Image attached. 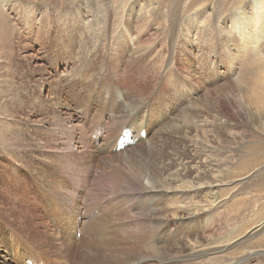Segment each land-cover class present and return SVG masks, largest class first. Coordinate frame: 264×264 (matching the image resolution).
<instances>
[{
  "label": "rangeland",
  "instance_id": "1",
  "mask_svg": "<svg viewBox=\"0 0 264 264\" xmlns=\"http://www.w3.org/2000/svg\"><path fill=\"white\" fill-rule=\"evenodd\" d=\"M154 1L9 0L0 264H264V67L248 44H224L217 15L199 40L189 0L143 17ZM58 114L88 145L74 140L88 153L65 173L52 167L68 136Z\"/></svg>",
  "mask_w": 264,
  "mask_h": 264
},
{
  "label": "bare ground",
  "instance_id": "2",
  "mask_svg": "<svg viewBox=\"0 0 264 264\" xmlns=\"http://www.w3.org/2000/svg\"><path fill=\"white\" fill-rule=\"evenodd\" d=\"M153 0H150V2H152ZM9 0H0V43L1 40L3 38V32H4V20L6 18H8V15L6 14V12L4 11V9L8 6ZM83 2V1H82ZM85 2V1H84ZM164 4L165 6H172L174 5H179V2L177 0H155L153 3H150L148 5H146L143 10H142V16L146 17L147 19H151V17H153L154 15H156L155 17H157V13L159 12H163L161 10V8L159 7L160 4ZM21 5V4H20ZM185 6H188L189 11L191 9H193L194 7V11L195 13L193 15L196 14L195 16V20L202 25V29L200 27V37L199 40H201V38L203 36H205V31L208 30L210 33V36H212V22L214 21V18L216 17V15L219 17L218 18V22L215 29L217 32L223 34V41L224 44L228 47L229 45H233V48H238L241 51H246L248 49H243L242 47H245V45H249L250 50L252 51V53L256 56L257 60L259 61L261 67H264V0H189L187 1V3H184ZM15 6V5H12ZM21 7V6H20ZM87 7V6H86ZM14 8V7H13ZM23 8V7H22ZM182 8V7H181ZM187 9V10H188ZM16 10V9H15ZM17 11V10H16ZM184 11V10H183ZM185 12V11H184ZM19 14V12H18ZM25 14V13H24ZM182 14V13H181ZM186 14V13H185ZM192 14V13H190ZM189 14V15H190ZM136 15V12L134 14V16ZM164 16L169 17V22H170V27L174 26V13H171L170 16L168 14V12H164L163 13ZM5 18V19H4ZM10 18V17H9ZM191 18V17H190ZM216 20V19H215ZM28 21V20H27ZM31 22V21H30ZM14 23V22H13ZM12 23V24H13ZM164 24V23H163ZM15 25V24H14ZM13 26V25H12ZM9 28V27H8ZM15 28V27H14ZM7 29V28H6ZM13 28H10V30H12ZM9 30V29H7ZM14 30V29H13ZM17 30V29H16ZM18 32V31H17ZM5 33V32H4ZM237 33V34H235ZM11 34V33H10ZM6 35V34H5ZM12 35V34H11ZM219 38V37H218ZM236 38V42H233V39ZM213 41V40H212ZM17 42V41H16ZM20 42V41H19ZM211 42V41H210ZM210 42L208 43V45L206 44H202L205 47L203 48V51L206 52V49L209 47ZM7 43V42H6ZM20 44V43H19ZM6 47V45H5ZM11 48V47H10ZM221 51V48H223V46L221 45V48L218 47ZM24 49V48H23ZM3 50V49H2ZM2 51L0 50V57L2 55ZM25 55V54H24ZM27 56V55H26ZM30 57V55L28 56ZM4 59V58H3ZM2 60V58H1ZM223 62V61H222ZM29 70V69H28ZM0 92H2L3 90V81L4 79V75L2 76L3 72H0ZM31 75V74H30ZM26 76V74H25ZM29 77V76H28ZM21 79V78H20ZM8 80V79H7ZM27 80V79H26ZM126 81V80H125ZM10 82V81H9ZM25 82V81H24ZM27 82V81H26ZM13 83V82H12ZM124 83V82H123ZM10 84V83H9ZM22 85V84H21ZM127 85V84H126ZM9 86V85H8ZM37 86V84H36ZM119 89V88H118ZM6 90V89H5ZM9 90V89H8ZM7 90V91H8ZM17 90V89H16ZM166 90V89H165ZM4 92V91H3ZM15 93V91H14ZM119 94V93H118ZM11 95V94H10ZM9 95V96H10ZM13 96V95H12ZM15 96V95H14ZM11 97V96H10ZM15 98V97H14ZM21 98V97H20ZM159 98V97H158ZM262 98V96H261ZM13 99V98H12ZM20 100V99H19ZM18 100V101H19ZM17 101V100H16ZM114 105H116L118 108L121 109L122 114H126L127 112H131L132 110L129 109L128 104L126 102L121 101H114L112 102ZM124 105L126 107H124ZM19 106V105H18ZM121 114V115H122ZM121 117V116H120ZM125 118L126 115H125ZM67 119L65 116H62L61 114H58L56 116V120H55V129H54V134L57 135L65 133L68 136H65L67 138V140L65 141V143H63L61 146H52V148L55 150L56 154L55 156L58 157L61 161L60 163L55 164L53 167V170H55L57 173L58 172H62L65 173L67 172V170H70V166L74 165V163L76 162V154H87V149L83 148V150H78V148L76 147V145L74 144V140H76L77 138V142L83 144V146H87L85 144L86 142V135L84 134V132L80 133L79 137L75 136V131L71 130L72 128H77V124L73 123L72 128L69 127V125H67ZM123 119V118H122ZM21 131L23 130H19L17 133H21ZM63 135V134H62ZM58 136V135H57ZM61 136V135H60ZM58 138V137H57ZM13 140V139H12ZM43 141V140H42ZM63 140H61L62 143ZM54 143L55 140H54ZM54 145V144H53ZM14 147V146H13ZM149 150V149H146ZM151 150H149L150 152ZM153 152V151H152ZM142 153V152H141ZM152 155V154H151ZM132 158H130V157ZM137 157L136 154L131 153L130 155H126L124 158V162L125 163H130L132 165H134L135 163L139 162L136 161L134 157ZM140 156V153H139ZM63 160V162H62ZM145 160V159H144ZM80 162V161H79ZM148 162V160H147ZM151 163V161H150ZM139 164L142 166L143 164L141 162H139ZM80 165V164H79ZM109 165V164H108ZM138 165V164H137ZM156 165V163H155ZM136 166V165H135ZM133 166V167H135ZM139 166V165H138ZM144 166V165H143ZM109 168L113 171H115L117 174H119L118 171V166L113 165H109ZM105 168H102V172L100 171V174L103 175V177H105L107 180H114L118 182V178L117 176H115L113 173L110 174L108 171L104 170ZM134 169V168H133ZM139 167H136L134 172L135 175L137 176L138 179H142V177H144L147 172H145L146 170H139ZM143 169V168H142ZM70 172V171H69ZM77 172V171H76ZM90 172V170H88V173ZM67 174V173H66ZM75 174V173H74ZM65 175V174H64ZM248 175V174H247ZM72 178V174L69 175ZM38 177V176H37ZM127 177H129L127 175ZM131 178V177H130ZM38 179L42 182L43 178H39ZM143 181V179H142ZM174 181L171 180L170 182H168L169 184ZM158 181H155V183H157ZM164 183H166V181H159L160 185H163ZM144 186H150L151 182L149 179H147V177L145 178V180L143 181ZM43 186V185H42ZM58 187V186H56ZM157 187V186H156ZM188 187V186H186ZM52 188L50 194H54L56 192L57 188ZM168 188V187H167ZM44 192H49L50 189L48 188H43ZM171 190L174 192L178 189L175 188H171ZM192 190V189H191ZM161 191V190H160ZM182 191V190H181ZM180 191V192H181ZM184 191V190H183ZM187 191V190H186ZM195 191V190H194ZM43 192V191H42ZM171 192V191H170ZM184 193V192H183ZM76 199V198H75ZM35 202V201H34ZM37 204V203H36ZM35 205V204H34ZM65 213L64 215L67 216V220L68 222H72L75 219V216L70 213V210H63ZM76 210V216H77V224L79 223L78 219H80V217L78 216ZM90 211V210H89ZM90 213V212H89ZM83 214V213H82ZM85 215V214H84ZM89 218L86 217L87 219H92V217H94V214H90L88 215ZM84 218V216H83ZM85 221V220H84ZM83 223V221H82ZM89 223V222H87ZM74 224V223H73ZM258 229V228H257ZM78 230L80 231V229L78 228ZM256 232V231H255ZM93 235H97V233H94ZM39 243L36 244V246H38ZM33 251L37 252L36 249H33ZM30 251V252H33ZM251 254V253H250ZM26 257L29 258L31 257L30 254L24 255L23 258H21V264H26L25 260ZM19 263V262H18Z\"/></svg>",
  "mask_w": 264,
  "mask_h": 264
}]
</instances>
